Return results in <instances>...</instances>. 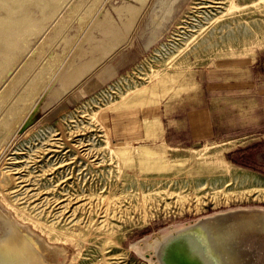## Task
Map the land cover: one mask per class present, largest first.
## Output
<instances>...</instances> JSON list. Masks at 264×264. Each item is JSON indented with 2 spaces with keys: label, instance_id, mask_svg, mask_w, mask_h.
I'll return each mask as SVG.
<instances>
[{
  "label": "rangeland",
  "instance_id": "rangeland-1",
  "mask_svg": "<svg viewBox=\"0 0 264 264\" xmlns=\"http://www.w3.org/2000/svg\"><path fill=\"white\" fill-rule=\"evenodd\" d=\"M246 212L264 220V0H0V251L164 264Z\"/></svg>",
  "mask_w": 264,
  "mask_h": 264
},
{
  "label": "bare ground",
  "instance_id": "bare-ground-1",
  "mask_svg": "<svg viewBox=\"0 0 264 264\" xmlns=\"http://www.w3.org/2000/svg\"><path fill=\"white\" fill-rule=\"evenodd\" d=\"M250 30V29H249ZM239 218V225L228 226L222 224V221L213 222L197 229L193 234L179 233L180 240L185 239L188 241L187 257L188 259L180 257V264H185L184 260L191 262L192 264L200 263L201 257L204 253L212 249L215 254L219 253L222 264H249L248 259L241 258L242 253L251 252L252 264H264V220L260 213H240L237 215ZM238 226V227H237ZM235 227V228H232ZM11 235L10 233L8 234ZM7 237V236H6ZM14 234L10 237V243L4 244L0 251V264H44V260L39 257V251L37 245L34 243L35 249L27 251L26 253H20L18 250V240ZM234 240V241H233ZM238 240V244L236 243ZM205 244L202 254L201 247L197 246ZM207 250V251H206ZM21 254L19 256V254ZM25 255V256H22ZM244 257V258H243ZM226 258V259H225ZM218 259V258H216ZM204 263V261L202 260ZM158 263V262H157Z\"/></svg>",
  "mask_w": 264,
  "mask_h": 264
},
{
  "label": "water",
  "instance_id": "water-1",
  "mask_svg": "<svg viewBox=\"0 0 264 264\" xmlns=\"http://www.w3.org/2000/svg\"><path fill=\"white\" fill-rule=\"evenodd\" d=\"M208 223H209V220H203L195 228H192L185 233L191 232L193 234L195 229L197 230L198 228H201V227L204 228V227H206V225L208 226ZM178 236L179 235L174 236V238H172L171 240H169V242H167L166 248L164 251V258L165 259H163V260H166V261H164V264H180V262H179L180 257L185 258V259L189 258V257L186 258V256H188L187 255V252H188V250H187L188 243L187 242L188 241H185V239L180 240L181 238H179ZM201 246L204 247V250L207 247V246L205 247L204 243H202L200 246L198 245L197 247L200 248ZM202 247H201V249H202L201 253L203 254L204 251H203ZM209 252H210V249L204 253L203 257H201L200 263H197V264H214V263H216L215 258L214 257L212 258L210 256ZM202 260L204 261V263L202 262ZM184 261H185V264H192V261L191 262L188 261V263H187V260H184Z\"/></svg>",
  "mask_w": 264,
  "mask_h": 264
}]
</instances>
